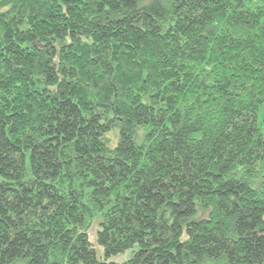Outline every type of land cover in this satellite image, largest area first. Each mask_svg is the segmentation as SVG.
I'll return each instance as SVG.
<instances>
[{"label":"trees","instance_id":"1","mask_svg":"<svg viewBox=\"0 0 264 264\" xmlns=\"http://www.w3.org/2000/svg\"><path fill=\"white\" fill-rule=\"evenodd\" d=\"M0 264H264V0H0Z\"/></svg>","mask_w":264,"mask_h":264}]
</instances>
